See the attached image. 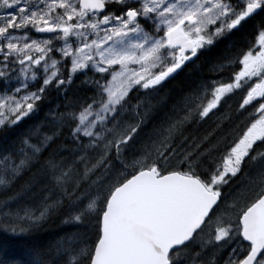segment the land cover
<instances>
[{
	"label": "snow or ice",
	"instance_id": "1",
	"mask_svg": "<svg viewBox=\"0 0 264 264\" xmlns=\"http://www.w3.org/2000/svg\"><path fill=\"white\" fill-rule=\"evenodd\" d=\"M0 264H264V0H0Z\"/></svg>",
	"mask_w": 264,
	"mask_h": 264
},
{
	"label": "trees",
	"instance_id": "2",
	"mask_svg": "<svg viewBox=\"0 0 264 264\" xmlns=\"http://www.w3.org/2000/svg\"><path fill=\"white\" fill-rule=\"evenodd\" d=\"M233 40L239 43L241 36L238 34L237 36L233 37ZM226 46L227 43L220 44L217 48L205 53L198 60H196L194 64L188 65V67L184 68L183 71H180L178 74H176L174 78L169 79L166 83H164L158 93L153 94L151 99L152 108L150 111L151 123L159 124L166 118V116H171L173 114L171 111L173 105L176 104L178 99L191 87H193L203 76L210 75L207 70V65L215 60L219 55H221ZM79 88L80 81L77 80L69 90V99H71L72 95L76 93ZM61 102V99H58L57 94L53 92L49 95L48 100L45 101L44 110L46 111L47 106L49 105H54ZM233 107H235L234 102ZM40 118H43V112H41ZM34 122V118H26L20 123L18 128L11 131H14L15 133L26 131L27 127ZM212 126L213 125L210 122L208 125H204L198 129L190 128L189 131H193L199 136L207 131H210ZM64 228L65 226L61 224L60 218L58 216H53L48 221L43 223L40 231L36 235L40 240L47 241L61 233Z\"/></svg>",
	"mask_w": 264,
	"mask_h": 264
}]
</instances>
